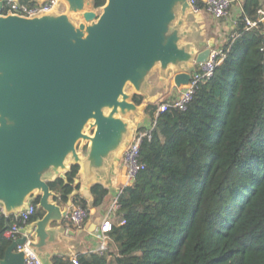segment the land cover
Returning <instances> with one entry per match:
<instances>
[{"label": "water", "instance_id": "obj_1", "mask_svg": "<svg viewBox=\"0 0 264 264\" xmlns=\"http://www.w3.org/2000/svg\"><path fill=\"white\" fill-rule=\"evenodd\" d=\"M5 1L0 213L7 221L38 198L44 214L23 232L31 233L28 245L41 263L53 264L54 255L72 256L76 246L75 231L62 224L68 206L61 209L48 182L66 183L65 173L78 166L68 205L76 194L90 202L94 184L108 189L111 168L148 119L146 104L156 102L154 88L167 90L169 78L177 88L186 85L214 43L205 40L203 15L188 0H104L99 7L94 0H55L29 17L3 15ZM134 94L143 97L138 105ZM24 242L11 241L0 264H24L15 251Z\"/></svg>", "mask_w": 264, "mask_h": 264}, {"label": "trees", "instance_id": "obj_2", "mask_svg": "<svg viewBox=\"0 0 264 264\" xmlns=\"http://www.w3.org/2000/svg\"><path fill=\"white\" fill-rule=\"evenodd\" d=\"M18 2L29 6L37 0ZM103 3L94 0V7ZM240 5L221 45L229 50L214 75L199 81L186 110L159 112L142 139L145 168L117 197L106 251L78 252L77 264H264V21L245 29V19L255 20L264 0ZM132 100L138 105L143 97L134 94ZM166 101L146 104L150 122ZM77 171L72 165L66 183L59 177L48 182L58 203L76 188ZM90 192V202L73 197L89 214L109 191L94 184ZM37 202H30L35 210L28 224L44 214ZM12 222L24 225L14 214L6 221L0 213V259L11 243L3 231ZM52 263L73 264L64 255H54Z\"/></svg>", "mask_w": 264, "mask_h": 264}, {"label": "built area", "instance_id": "obj_3", "mask_svg": "<svg viewBox=\"0 0 264 264\" xmlns=\"http://www.w3.org/2000/svg\"><path fill=\"white\" fill-rule=\"evenodd\" d=\"M189 4L195 13H207L215 21L226 20L231 16L232 6L236 0H188ZM199 2H202L199 4ZM6 7L3 6L2 14H17L20 16L29 17L35 15L40 12L49 11L55 0H46L43 3H35L34 5H23L20 4L16 0H7ZM264 21V10H259L257 18L255 20L246 18L245 19V29L257 28L260 22ZM236 22V20H235ZM235 25V23H234ZM232 40L236 38V34H232ZM220 45H214L210 48V53L208 59L200 64H197L196 68L190 73V80L186 85H183L177 89V92L173 94L171 97L167 98L168 101L161 103L157 111L154 115V120L149 122L146 125V129L143 131H138L131 143L124 150L121 162L124 169V177L122 185L119 187L115 197L112 200L111 205L106 209L103 220L97 233L93 235L94 244H92L90 251L87 252H98L104 253L106 251L108 238L106 233L111 229L113 223V217L115 215L116 210L118 209L117 197L121 192L122 188L132 183L136 175L145 168L144 163L140 161V145L142 139L146 136H149L150 130L155 126L156 117L159 112L165 111L168 108H175L178 110H186L189 103L192 100L193 94L195 92V88L199 81L210 79L214 73L216 67L225 59L229 47L224 49ZM35 210L33 204H29L27 209L20 211L18 214H14L15 217H19L21 222L24 225H19L16 222L10 223L3 231V236L6 239L11 241L25 237V242L22 244H17L15 247V251L23 252L24 255V264H42L40 259L35 255V253L31 250L28 245V242L32 238L31 233L23 232V229L27 227V220L29 215H31ZM67 220L70 225H72L75 230L81 229L83 225L86 223L89 212L86 208L73 204L69 207L67 211ZM124 223V221H122ZM77 253H74L70 257V261L73 264H77Z\"/></svg>", "mask_w": 264, "mask_h": 264}, {"label": "crops", "instance_id": "obj_4", "mask_svg": "<svg viewBox=\"0 0 264 264\" xmlns=\"http://www.w3.org/2000/svg\"><path fill=\"white\" fill-rule=\"evenodd\" d=\"M240 2H241L240 0H236L234 2L232 6L231 16L228 19L221 20V21H215L209 16L211 21H213V26L207 27L206 25H204V23H202V25L205 26L204 31L208 34V36H209L210 29L214 31V35H216V39L215 40L209 39V40H212L213 43L215 41L218 43H223L229 31L233 29L235 20L241 12ZM203 14L204 13H202V15ZM207 37L205 36V39ZM210 37L211 36H209L208 38ZM173 92L175 94L177 92V89L174 88ZM172 95L173 93H171L170 97ZM149 122H150L149 119H147L146 121H143V126L148 125ZM123 177H124V169H123L121 157H120L118 163L115 166H113V168H111L109 172V179H108L109 180V187H108L109 193H108L107 199L100 206L91 208L88 220L83 225V227L81 229L74 230L75 236L72 237L71 243H74V245L76 246L75 248L76 253L78 252L85 253L87 251H90L92 244H94L93 235L95 234V232L97 233V230L99 229L101 222L103 220L104 213L106 209L111 205L112 200L116 195V189L122 185ZM88 198L90 199L91 197H88ZM59 204L61 206V209H63V207L65 206H68V209H69V207L74 204L73 197L70 198L71 205H68V201L65 203H59ZM64 221L68 222L67 216L63 219L62 224ZM54 225L55 224L53 223L51 226H54ZM63 226L65 227L64 224ZM65 228L67 229L68 227H65ZM80 230H82L81 233L79 232Z\"/></svg>", "mask_w": 264, "mask_h": 264}, {"label": "rangeland", "instance_id": "obj_5", "mask_svg": "<svg viewBox=\"0 0 264 264\" xmlns=\"http://www.w3.org/2000/svg\"><path fill=\"white\" fill-rule=\"evenodd\" d=\"M202 23H204V25H206L207 27H210V26H213V21H211V19L209 18V16H208V14L205 12L204 14H203V17H202ZM206 33V32H205ZM204 36H208V34L206 33ZM209 36H211L210 38H208ZM209 36L205 39L206 41H208L209 39H213V40H215L216 39V35H214V31H212L211 29H210V31H209ZM215 44L214 45H220L221 43H218V42H214ZM156 79H157V75L156 74H154L152 77H151V82L153 83V84H155V81H156ZM168 83H169V85L167 86V90H165V88H166V86H165V88L164 87H162V88H154V90H153V94H155L156 95V97H157V99H156V101H159V100H164V99H166L167 97H170V95H171V93H173L174 94V92H173V89L175 88L174 87V85H173V81H172V78H169V80H168ZM65 222V221H64Z\"/></svg>", "mask_w": 264, "mask_h": 264}]
</instances>
